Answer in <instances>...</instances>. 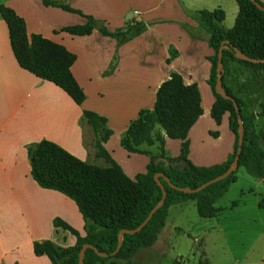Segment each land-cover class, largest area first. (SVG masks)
<instances>
[{"label": "trees", "instance_id": "obj_1", "mask_svg": "<svg viewBox=\"0 0 264 264\" xmlns=\"http://www.w3.org/2000/svg\"><path fill=\"white\" fill-rule=\"evenodd\" d=\"M264 6V2L256 0ZM46 7H56L70 13L81 14L66 0H42ZM239 12L232 28L226 29L223 22L226 13L223 9L201 10L195 16L200 29L209 34V44L213 55L209 85L215 98L211 116L218 125L228 115L229 128L234 134L233 154L226 161L211 165L198 166L189 159V132L203 115L201 93L197 84L187 85L182 75L172 71L170 77L160 86L153 109L143 110L122 136V146L129 153L145 154L150 157L145 173L134 179L129 177L121 165L104 147V143L114 134L108 127L106 117L91 111H83V120L92 128L96 136V155L103 158L108 166L90 164L76 157L68 150L49 140L30 144L27 147L31 160V176L43 189L59 191L72 199L85 222V235H81L61 218L54 219L57 228H63L76 236V243L71 247H59L51 241H35L34 253L47 256L53 264H79L80 251L85 244L93 245L107 257L100 256L94 249H87L84 264L105 263L109 259H120L133 264L134 257L144 248L152 247L166 225L169 209L172 205L194 201L198 214L205 219L215 218L221 211L215 204L238 179L241 167L256 178L264 179V149L255 129L256 114L248 113L243 108L244 100L239 98L226 83L229 62H235L256 73L264 71V63H253L236 57L238 49L253 59H264V10L259 9L251 0H236ZM0 14L9 33L11 49L19 66L35 76L54 83L64 90L73 101L82 105L86 93L75 78L72 67L77 55L63 44L57 43L41 34H28L27 24L13 8L0 4ZM96 20L88 16L83 24L65 26L60 32L72 36L91 35L96 28ZM127 26V27H126ZM116 31L100 27L104 36L121 40L131 27L143 31L147 27L141 22L130 23ZM124 30H126L124 32ZM136 31V30H135ZM58 33V32H57ZM225 41L231 48L223 51L225 72L223 85L226 93L237 101L244 121V141L239 157V168L227 178L212 183L197 193H186L170 186L161 176L166 192L164 205L155 212L146 226L139 232L124 234L121 249L113 255L119 243L122 230H132L140 226L152 209L163 197V190L155 179L156 174H163L170 181L182 188L195 189L204 183L222 175L231 167L239 146L238 113L231 100L225 99L216 90L218 53ZM177 55L172 51L170 63ZM264 117V103L259 112ZM180 140V155L176 158L166 156V136ZM217 137L218 132H212ZM157 145L158 153L143 150V145ZM166 158L167 160H164ZM183 164V165H182ZM237 205V204H234ZM179 264V263H177ZM209 264V263H204Z\"/></svg>", "mask_w": 264, "mask_h": 264}, {"label": "crops", "instance_id": "obj_2", "mask_svg": "<svg viewBox=\"0 0 264 264\" xmlns=\"http://www.w3.org/2000/svg\"><path fill=\"white\" fill-rule=\"evenodd\" d=\"M170 1L160 0L141 13L137 10L139 17L134 20L147 27L141 32L139 29L133 32L124 30L127 34L118 43L121 47L116 49V54L113 52L115 39L103 36L99 28L86 36L59 32L67 25L56 22L65 17L58 10L44 7L46 15L53 20L50 30L55 35L51 37L45 33L48 29L43 27V20L27 17L13 6L25 19L29 35L41 34L77 54L72 71L86 93L82 105L76 104L54 83L19 66L11 49L6 23L0 21V32L4 34L5 30L6 34L5 41L0 42V264H27L21 262L15 252L24 247L33 248L35 241H51L62 247L63 237V242L74 246L77 239L67 241V233L71 232L55 227V218H61L74 229L85 230V222L76 203L59 191L41 188L32 178L27 151L30 144L49 140L83 161L108 166L103 158L96 155V136L83 120L84 110L107 118L108 127L114 134L104 147L125 173L134 179L146 172L150 157L129 153L122 146V136L143 110L153 109L160 86L175 71L183 76L187 85H198L204 111L189 132V159L198 166H211L226 161L233 154L235 137L229 128L228 115L223 117L221 125L211 116L215 98L208 83L212 66L208 57L213 55L210 36L200 30L199 23L184 14L181 7L177 8V14L169 13L166 4ZM83 22L85 20L74 23ZM83 49L88 56H80L79 52ZM172 51L177 55L168 63ZM229 69L226 83L236 94L234 74L237 70H244L232 61L229 62ZM238 97L245 101L241 95ZM204 118L210 119L212 132L219 135L215 137L208 133L200 147L194 148L193 137L197 136L196 128ZM163 134L166 136V156L178 157L182 143L173 144L171 141L174 139L167 137L164 131ZM141 149L158 153L157 145L148 147L144 144ZM209 161L212 163L207 165ZM23 232L27 236L25 240L19 239ZM28 259L29 264L51 262L45 255L34 258L29 255Z\"/></svg>", "mask_w": 264, "mask_h": 264}, {"label": "rangeland", "instance_id": "obj_3", "mask_svg": "<svg viewBox=\"0 0 264 264\" xmlns=\"http://www.w3.org/2000/svg\"><path fill=\"white\" fill-rule=\"evenodd\" d=\"M66 1L74 8L79 9L81 14L70 13L56 7H46L42 0H0V4L13 9L15 6L27 14V17L33 16L36 21L43 20V27L48 29L45 33L54 37V32L50 30L53 20H50L49 16L46 15L44 7L49 10H58L63 14L65 18H61L56 23L67 26L76 25L74 23L76 20H85L86 22L87 17L91 16L97 18L96 28L103 26L116 31L125 25L138 22L134 20L135 17H139L135 11L138 10L141 13L160 0ZM166 6L169 8V13L175 12V14L178 12L177 8L181 7L183 13L188 14L197 23L199 22L195 16L199 11L204 9L212 11L221 8L226 13L224 26L228 29L234 26L239 10L236 0H171L167 2ZM0 21L5 22L1 14ZM123 21L125 22L122 24ZM5 26L7 28L6 24ZM131 29L133 32L138 28L131 27ZM194 34H198V32H194ZM128 35L132 36L131 33ZM5 36V30L4 34L0 32V42L5 41ZM114 39L116 46L113 52L116 54V49L121 45H118V43L120 44L118 37ZM79 53L80 56H88L84 49ZM241 67L244 71H236L233 87L236 95L245 98L243 109L250 114L257 115L255 129L264 149V117L259 116L264 103V71L256 73ZM227 80L229 82V78ZM212 130L213 126L210 119L204 118L196 128L198 134L193 137V147H200L202 140L206 139L208 133H211L212 136ZM171 142H174L173 144L181 143L180 140H172ZM172 145L170 146L171 149L173 148ZM211 163L209 161L207 165ZM237 176L239 181L233 183L229 190L216 202L215 205L221 211L215 218L200 217L194 201L172 205L169 209L166 225L159 234L157 242L152 247L142 249L134 257L133 264H264V179L249 175L244 168L239 169ZM58 229L64 230L63 228ZM77 231L82 235L85 233L83 228ZM26 238L24 232L19 236L21 240ZM63 239L61 237L62 247H70L71 244L63 242ZM73 240H76V236L67 233V241ZM15 254L21 262L27 264L30 260L28 259L29 255L32 258L36 256L32 247L16 250ZM50 264L52 263L50 262ZM98 264L128 263L113 258Z\"/></svg>", "mask_w": 264, "mask_h": 264}, {"label": "water", "instance_id": "obj_4", "mask_svg": "<svg viewBox=\"0 0 264 264\" xmlns=\"http://www.w3.org/2000/svg\"><path fill=\"white\" fill-rule=\"evenodd\" d=\"M251 1L254 2L259 9L264 10V6L261 3H259L256 0H251ZM229 48H231L230 42L229 41H225L224 44L221 46V48L219 50V53H218L217 85H216V90L225 99L231 100L234 103V106H235L236 111L238 113V121H239V146H238V150H237V155H236V157H235V159H234L231 167L228 168L226 170V172H224L222 175H220V176H218V177H216V178H214V179H212V180L204 183L203 185H201V186H199V187H197L195 189L179 187L177 185H174L170 181V179L168 177L164 176L163 174H159V173L156 174L155 175V179L158 182V185L163 190V197H162V199L152 209V211L149 214V216L147 217V219L140 226H138L137 228L132 229V230L125 229V230H122L119 233V243H118V247H117L116 251L113 253V255H115L121 249L122 244H123L124 234L125 233L134 234V233H137V232L141 231L146 226V224L149 222V220L152 218V216L155 214V212L157 210H159L164 205L165 200H166V196H167V192H166V190H165L162 182L159 180V178L161 176H163L169 182V184H170L171 187H173V188H175L177 190H180V191H183V192H186V193H197V192H200L202 189L206 188L207 186L211 185L212 183H215L217 181H220L222 179L227 178L233 172H235L236 170H238V168H239V157H240V153H241L242 145H243V141H244L245 128H244V121H243L241 115L239 114L240 107H239L237 101L235 100L234 97H232V96H230V95H228L226 93V91L224 89V85H223V75H224V72H225V67H224V63H223V51L226 50V49H229ZM233 51L235 52L236 57H238L239 59L246 60V61L253 62V63H264V59H253V58H250L249 56L245 55L243 52H241L238 49H234L233 48ZM89 248L94 249L100 256H103V257H107L108 256V254L101 253L100 251H98L93 245H91V244H85L82 247L81 251H80L79 264H84L86 251Z\"/></svg>", "mask_w": 264, "mask_h": 264}, {"label": "built area", "instance_id": "obj_5", "mask_svg": "<svg viewBox=\"0 0 264 264\" xmlns=\"http://www.w3.org/2000/svg\"><path fill=\"white\" fill-rule=\"evenodd\" d=\"M135 13H136L137 15H139V12H138V11H136Z\"/></svg>", "mask_w": 264, "mask_h": 264}]
</instances>
